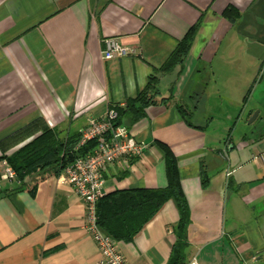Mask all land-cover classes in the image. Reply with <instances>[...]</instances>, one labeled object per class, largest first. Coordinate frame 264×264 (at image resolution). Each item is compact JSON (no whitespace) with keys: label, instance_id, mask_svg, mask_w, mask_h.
Returning a JSON list of instances; mask_svg holds the SVG:
<instances>
[{"label":"crops","instance_id":"obj_1","mask_svg":"<svg viewBox=\"0 0 264 264\" xmlns=\"http://www.w3.org/2000/svg\"><path fill=\"white\" fill-rule=\"evenodd\" d=\"M194 27L181 62L155 73L143 116L123 117L141 154L106 168L103 196L164 189L160 142L190 214L184 263L264 264V0H0V141L38 120L65 140L124 108ZM109 37L135 54L104 61ZM0 181V264L93 263L84 203L60 176ZM178 220L169 200L118 251L127 264H168Z\"/></svg>","mask_w":264,"mask_h":264},{"label":"trees","instance_id":"obj_2","mask_svg":"<svg viewBox=\"0 0 264 264\" xmlns=\"http://www.w3.org/2000/svg\"><path fill=\"white\" fill-rule=\"evenodd\" d=\"M233 15L231 9L224 13L228 19H233ZM196 30V27L192 28L178 42L167 62L162 67L154 69L147 87L135 99L126 100L124 108L113 107L118 114L119 125H122L123 117L126 115L133 122L143 116L144 108L152 103V96H155L152 87L157 81L155 73L171 70L181 62L182 57L188 52ZM148 94L151 97H148ZM177 110L185 123L190 125L191 113L188 106L180 103L177 105ZM79 139L80 134L69 133L65 140H61L58 131L48 128L43 121L38 120L0 141V162L5 161L18 180H23L26 175L33 173L60 176L75 158L91 154L94 149V141L78 147ZM21 144L23 145L9 156L6 155V152ZM157 144L164 156L167 186L164 189H127L106 194L96 204V224L102 233L116 242L130 243L162 206L172 200L178 211L179 220L174 227L176 244L168 264H185L186 228L190 222L189 209L181 190L176 159L166 145L160 142ZM202 185H207L205 176L202 177Z\"/></svg>","mask_w":264,"mask_h":264},{"label":"built area","instance_id":"obj_3","mask_svg":"<svg viewBox=\"0 0 264 264\" xmlns=\"http://www.w3.org/2000/svg\"><path fill=\"white\" fill-rule=\"evenodd\" d=\"M101 52L104 61L133 56V47L123 44L118 37L103 40ZM118 114L110 107L101 118H92L80 131L78 147L94 141L91 154L74 159L60 177L71 188L74 196L81 199L85 207V229L96 245V259L92 264H127L118 251L117 242L102 233L96 224V204L103 197V178L110 165L123 164L132 168L131 159L141 154L142 147L129 132L117 123ZM0 180L10 181L15 173L6 164L2 165Z\"/></svg>","mask_w":264,"mask_h":264},{"label":"rangeland","instance_id":"obj_4","mask_svg":"<svg viewBox=\"0 0 264 264\" xmlns=\"http://www.w3.org/2000/svg\"><path fill=\"white\" fill-rule=\"evenodd\" d=\"M0 170H1V167H0ZM3 183H4V182H1V181H0V186H3V185H4Z\"/></svg>","mask_w":264,"mask_h":264}]
</instances>
